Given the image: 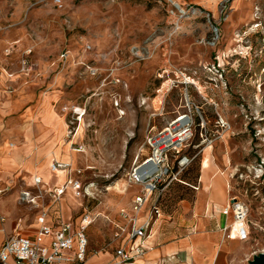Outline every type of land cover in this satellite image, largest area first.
Segmentation results:
<instances>
[{"label":"rangeland","instance_id":"374dc122","mask_svg":"<svg viewBox=\"0 0 264 264\" xmlns=\"http://www.w3.org/2000/svg\"><path fill=\"white\" fill-rule=\"evenodd\" d=\"M0 28V77L29 82L34 106L54 92L67 124L62 144L76 157L68 177L90 195L68 192L56 205L71 209L74 225L86 213L95 219L88 255L111 251V221L134 196L133 162L148 153V135L182 114L195 121L184 149L195 159L182 179L194 185L201 161L213 158L229 179V196L250 208L248 251L239 264L264 251V0H63L62 7L0 0ZM25 58L38 66L29 77L20 72ZM59 75L62 83L53 85ZM19 83L0 89L14 92ZM18 180L1 186L0 198L14 194L28 205L20 195L41 192L34 176ZM121 180L125 186L116 184ZM195 192L174 184L163 210L175 211L182 200L190 208ZM39 203L50 201L45 195Z\"/></svg>","mask_w":264,"mask_h":264},{"label":"crops","instance_id":"0c3cea01","mask_svg":"<svg viewBox=\"0 0 264 264\" xmlns=\"http://www.w3.org/2000/svg\"><path fill=\"white\" fill-rule=\"evenodd\" d=\"M34 67L37 70L36 64ZM62 80L63 76L59 75L53 80V85L61 84ZM9 83L19 82L17 78L9 80L0 77V88ZM28 83H19L18 89L11 93L0 89V187L6 183H18L22 176L30 183L31 177L34 176V186L41 194L26 191L29 192L30 198H35L37 205L26 202L28 205L21 206L14 194L0 198V248L8 238L16 234L35 236L39 228L38 218L43 211L48 214L47 223L54 228L61 222L73 223L71 209L62 203L56 205L59 201L55 202L52 197L54 189L64 185L69 179L68 171L61 169L58 170L60 172H48L56 161L70 166L75 162V155L70 152L69 147L64 148L62 144L67 124L55 109L54 92L44 93L40 98V105L34 106L31 101L37 97V91L34 87L27 86ZM72 151L79 152L78 149ZM218 170L221 169L213 158L203 164L201 161L194 185L182 179V175L180 181L171 185L182 183L196 191L194 203L190 208L187 207L186 201L182 200L175 211L165 212L162 204L167 191L164 193L161 201L163 216L146 238L148 249L144 256L138 258L139 263H240L247 254L248 240L228 239L225 236L224 229L232 224L233 216L223 214L222 210L232 196H229L228 177L224 171V174H221ZM42 171H45L47 178L41 175ZM37 177L42 179L43 184H36ZM51 182L55 184L53 189H50ZM129 187L134 196L131 197L129 206L123 209L132 207L139 191L137 186ZM68 192L75 194L72 189H68L63 197ZM45 195L50 204L40 205L39 199ZM119 212L111 221L112 235L113 221L122 222ZM122 246H127L128 249L130 244L116 240L111 251L88 255L85 264H112L116 249Z\"/></svg>","mask_w":264,"mask_h":264},{"label":"built area","instance_id":"2783aa9c","mask_svg":"<svg viewBox=\"0 0 264 264\" xmlns=\"http://www.w3.org/2000/svg\"><path fill=\"white\" fill-rule=\"evenodd\" d=\"M53 1L56 6H63V0ZM88 49H92V46H88ZM10 52L8 50L7 55ZM30 54L31 50L27 55ZM67 57L68 52L61 54V59ZM34 71V64L25 58L20 72L29 77ZM9 92H13V89L9 88ZM194 126L192 116L182 114L168 127L148 135L144 144L148 153L143 157L137 156L128 174V185L139 187V191L132 207L119 212L122 222L113 221L114 241L123 240L130 246L128 249L127 246L117 248L112 264H142L138 262V258L144 256L148 249L146 238L163 216L161 201L164 193L174 182L180 181L183 172L195 159L184 152L194 137ZM58 169L67 170L69 175L72 172L69 164L56 161L51 165V170L55 172ZM35 182L37 185L43 184L40 177ZM68 189H72L77 196L90 195L85 192L87 189L80 180L69 177L64 185L54 189L53 200H61ZM29 196V192H23L21 199L37 205L35 198ZM222 212L233 216L232 224L224 229L226 238L248 240L251 234L249 206L237 196H232ZM47 215L46 211L40 214L35 236L16 234L5 241L0 248V263L85 264L89 254L87 230L95 221L92 215L86 213L78 225L61 222L56 228L47 223Z\"/></svg>","mask_w":264,"mask_h":264},{"label":"water","instance_id":"95a60500","mask_svg":"<svg viewBox=\"0 0 264 264\" xmlns=\"http://www.w3.org/2000/svg\"><path fill=\"white\" fill-rule=\"evenodd\" d=\"M249 264H264V251L255 255Z\"/></svg>","mask_w":264,"mask_h":264},{"label":"bare ground","instance_id":"6f19581e","mask_svg":"<svg viewBox=\"0 0 264 264\" xmlns=\"http://www.w3.org/2000/svg\"><path fill=\"white\" fill-rule=\"evenodd\" d=\"M174 5H175L177 8H180L179 4H177V3H174ZM180 5H181V4H180ZM124 112H125V111H124ZM124 112L121 111L122 114H124ZM180 120H181V119H180ZM180 120H179V121H180ZM82 121H83V117H82ZM79 132H80V130H79ZM79 132H78V134L76 135V137L79 135ZM12 145H13V144H12ZM33 160H34V159H33ZM58 170H61V169H58ZM58 170H56L55 172H58ZM220 173H221V174H224V172H220ZM223 176H224V175H223ZM227 181H228V180H227ZM125 183H126V181H124V180H123V181L121 180V181H119V182H116V184H118V186H120V185H122V184L125 186ZM111 189H112V188L109 187V188H108V191H111Z\"/></svg>","mask_w":264,"mask_h":264}]
</instances>
